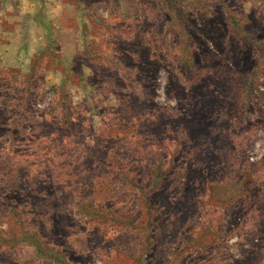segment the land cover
Returning a JSON list of instances; mask_svg holds the SVG:
<instances>
[{
	"label": "rangeland",
	"instance_id": "rangeland-1",
	"mask_svg": "<svg viewBox=\"0 0 264 264\" xmlns=\"http://www.w3.org/2000/svg\"><path fill=\"white\" fill-rule=\"evenodd\" d=\"M0 31V121H40L0 122V264H264L235 155L264 131V0H0Z\"/></svg>",
	"mask_w": 264,
	"mask_h": 264
},
{
	"label": "built area",
	"instance_id": "built-area-1",
	"mask_svg": "<svg viewBox=\"0 0 264 264\" xmlns=\"http://www.w3.org/2000/svg\"><path fill=\"white\" fill-rule=\"evenodd\" d=\"M263 81V77L260 78V82ZM259 90L264 91V84L259 85ZM46 99L41 100V102H37L36 106L38 108H42L45 103L47 104L49 100L51 99L50 91H48L46 94ZM243 156L246 159V161L252 165H256L260 167V174H259V181L263 183V185H260L262 188L264 186V131L262 129H258L256 132V135L250 138L248 137L247 143L245 145ZM259 197H257L258 199ZM258 201H260L258 199ZM237 213L234 214H227V220L232 223L231 227H234V230L230 228L229 231L233 234V238L230 239V243L233 241H236L239 239L238 235L242 234L244 232L249 220V217L243 213L236 211Z\"/></svg>",
	"mask_w": 264,
	"mask_h": 264
},
{
	"label": "trees",
	"instance_id": "trees-1",
	"mask_svg": "<svg viewBox=\"0 0 264 264\" xmlns=\"http://www.w3.org/2000/svg\"><path fill=\"white\" fill-rule=\"evenodd\" d=\"M263 80H264V77H263ZM261 84H264V81H261L260 82ZM259 83V84H260ZM258 84V85H259ZM257 88L259 89V86H257ZM244 146H243V148H241V149H236L235 150V152H236V154L235 155H237L236 157L238 158V160H240V161H246V159L244 158V156H243V151H244ZM247 162V161H246ZM248 163V162H247ZM249 165H251V167L253 168V172L252 173H254V175L251 177L252 179H250L251 181H253L254 183V185L255 186H257V188H255L256 189V191L257 192H255L256 194H259L258 196H255V199L256 200H260V201H264V186H263V188L261 189V186H259V185H263V183L261 182V180L259 181V179H258V177H259V174H260V172H259V170H260V167H258V166H256V165H252V164H250V163H248ZM255 167V168H254ZM257 197H259L258 199H257ZM235 210H237L236 209V207H230V209H229V211L228 212H226L225 214L227 215H229V214H234V213H237ZM240 212V211H239ZM241 212H243V213H245L248 217H250V215L248 214V212H246L245 210H242Z\"/></svg>",
	"mask_w": 264,
	"mask_h": 264
},
{
	"label": "crops",
	"instance_id": "crops-1",
	"mask_svg": "<svg viewBox=\"0 0 264 264\" xmlns=\"http://www.w3.org/2000/svg\"><path fill=\"white\" fill-rule=\"evenodd\" d=\"M2 33V31H0V34ZM0 36H2V35H0ZM5 38V37H4ZM7 90V89H6ZM14 118H10L8 121H4V120H1L0 122L1 123H5V124H8L11 128H12V126H11V124H18L19 126L20 125H22L23 123H26V124H31V125H33V127L34 126H37L39 123H40V121H39V118L38 117H35V116H27L26 118H24L23 120H21V122H19L17 119L16 120H13ZM24 120H26V122L24 121ZM16 122H18V123H16ZM6 127V126H5ZM17 127H13L12 129H16ZM9 130H10V128H9ZM8 130V131H9ZM7 132V131H6ZM5 132V133H6ZM4 133V134H5ZM0 137H1V135H0ZM7 139H9V138H7ZM233 150L231 149V150H227L226 151V153H225V160H226V163H228V161H229V159L230 160H232V154H233ZM12 155V153H4V155H3V153H0V157L2 156H4L5 158L7 157H9V156H11ZM231 155V156H230ZM231 157V158H230ZM10 159V158H9ZM6 163V159L5 160H0V171L1 170H3V167H1V166H3V164H5ZM6 182H7V180H6ZM1 185H3V184H1Z\"/></svg>",
	"mask_w": 264,
	"mask_h": 264
}]
</instances>
